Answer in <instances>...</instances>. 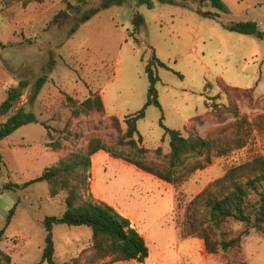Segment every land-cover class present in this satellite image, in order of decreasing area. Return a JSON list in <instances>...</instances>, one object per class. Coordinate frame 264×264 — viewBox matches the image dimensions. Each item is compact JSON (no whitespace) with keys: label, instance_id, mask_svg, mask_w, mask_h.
<instances>
[{"label":"rangeland","instance_id":"obj_1","mask_svg":"<svg viewBox=\"0 0 264 264\" xmlns=\"http://www.w3.org/2000/svg\"><path fill=\"white\" fill-rule=\"evenodd\" d=\"M153 7L139 0L101 10L86 23L82 15L97 8L101 0H0V105L10 88L26 82L17 110L36 114L39 124L23 126L1 143L4 160L0 180V231L6 227L0 249L14 264H38L46 244V217H60L66 208L65 194L48 195L45 182L24 185L57 165L61 158L87 148L94 139L114 146L125 133V117L143 109L149 80L147 65L156 56L167 68L156 69L161 108L150 107L138 123L146 148L169 153L163 124L173 130L205 138L228 125L227 132L242 128L248 145L228 156L213 158L179 189L138 168L109 157H96L91 192L97 201L131 218L144 236L150 256L144 264H227L233 254L211 255L197 238L183 239L181 227L187 206L200 193L222 178L229 169L264 155V40L232 33L221 22L203 13H218L200 0H173L176 5L151 0ZM225 24L256 22L264 32V0H223ZM68 4L74 9H68ZM185 6V7H184ZM136 15L144 24L135 33ZM77 26L76 32L72 29ZM47 82L37 95L36 83ZM209 85V86H208ZM208 86V87H207ZM207 88V90H206ZM239 92L237 93L236 89ZM100 93L106 114L72 118L65 94L78 102ZM217 104L208 109L206 101ZM118 117L119 133L111 118ZM201 117L199 121L192 120ZM8 117H0V123ZM46 124L52 138L47 135ZM61 142L53 152L49 143ZM10 184L11 190L5 189ZM16 208L11 223L7 221ZM228 228L243 238V259L247 264H264V233L246 224L231 222ZM55 261L71 264L88 255L92 230L88 227L56 226ZM114 263L109 258L100 264Z\"/></svg>","mask_w":264,"mask_h":264},{"label":"trees","instance_id":"obj_2","mask_svg":"<svg viewBox=\"0 0 264 264\" xmlns=\"http://www.w3.org/2000/svg\"><path fill=\"white\" fill-rule=\"evenodd\" d=\"M87 3V0H80ZM131 0H101L97 8L85 12L79 24L92 19L101 10L112 5H126ZM209 3L218 13H203L210 19L220 21L222 28L232 33L246 36H254L264 40V32L260 31L256 22H232L225 24L221 21L220 13H227L228 8L223 0H200ZM162 4L176 5L173 0H160ZM140 5L153 7L151 0H139ZM185 7V6H184ZM68 9L74 6L68 4ZM134 31L139 32L144 24V18L136 15ZM77 26L72 29L76 32ZM6 48L0 40V50ZM158 67L167 68V65L156 56L146 67L149 80L147 102L142 110L125 117L126 131L120 135L114 146H107L100 139L92 140L87 148L74 152L61 158L57 165L44 170L42 175L27 182L24 188L35 183L45 182L48 185V195L56 199L65 194L62 205L66 210L60 217H46L43 221L47 235L43 249L42 261L38 264H60L55 261V236L56 226L88 227L92 230V244L88 255L77 257L71 264H100L112 258L114 263L137 262L144 264L150 256V250L145 238L133 227L129 218L121 215L115 208L97 201L91 192V179L93 170V156L104 151L115 159L122 160L139 170L179 189L195 173L206 169L213 158L228 156L236 150L244 149L248 140L241 137V130L227 132L229 126L210 131L205 138L191 134L186 137L182 131L167 128L165 138L168 139L169 153L163 155L162 148L154 152L143 146L144 138L138 129V123L146 118V111L150 107L161 108L157 85L160 78L157 75ZM47 82L46 77L40 78L36 83L37 95ZM209 86V85H208ZM207 86V87H208ZM26 82H20L17 87L10 88L6 99L0 105V117H8L0 123V150L1 143L20 128L30 124H39L38 117L24 109L16 111L25 90ZM237 90V88H235ZM207 90V88H206ZM241 90V89H238ZM236 91L237 93L239 91ZM70 107L72 118H80L98 113L105 115L106 107L100 93H91L82 102H78L72 96L65 94ZM208 109L217 107L206 101ZM201 117L192 120L199 121ZM111 121L115 129L122 133V125L118 117L113 116ZM51 139V129L41 123ZM61 142H50L48 147L53 152L61 151ZM4 160L0 152V180L3 174ZM11 190V185L5 186ZM14 208L7 221V226L15 214ZM231 222L246 224L257 233H264V155H256L250 161L239 166L232 167L227 173L209 188L200 193L189 203L185 213V221L181 227L183 239L197 238L204 242L206 251L211 255L233 254V258L227 264H247L243 259V238L250 236L247 229L239 235L234 234L228 228ZM6 227L0 231V241L3 240ZM0 264H14L12 256L0 249ZM107 264H111L110 262Z\"/></svg>","mask_w":264,"mask_h":264},{"label":"crops","instance_id":"obj_3","mask_svg":"<svg viewBox=\"0 0 264 264\" xmlns=\"http://www.w3.org/2000/svg\"><path fill=\"white\" fill-rule=\"evenodd\" d=\"M103 98V97H102ZM98 155H101L102 157H109V154H107L106 152H104V151H100L99 153H97L96 155H94L93 156V159H92V161H93V174H94V176H95V171H96V165H95V161H96V157L98 156ZM130 220H131V218H129ZM131 222H132V225H133V227H135L136 228V226H135V222L133 221V220H131ZM143 236V235H142ZM144 237V236H143ZM102 263H104V262H102Z\"/></svg>","mask_w":264,"mask_h":264}]
</instances>
